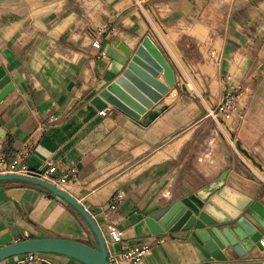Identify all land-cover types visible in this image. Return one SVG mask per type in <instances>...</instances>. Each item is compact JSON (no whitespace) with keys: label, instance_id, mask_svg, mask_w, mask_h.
Instances as JSON below:
<instances>
[{"label":"crops","instance_id":"0c3cea01","mask_svg":"<svg viewBox=\"0 0 264 264\" xmlns=\"http://www.w3.org/2000/svg\"><path fill=\"white\" fill-rule=\"evenodd\" d=\"M146 37L173 67L176 88L139 119L110 104L100 116L92 100L111 64L107 50L114 45L132 57ZM0 66L14 85L0 102V156L10 161L27 149L23 163L31 170L46 162L57 176L75 169L78 183L63 190L104 236L111 228L123 234L122 243L108 241L109 254L146 245V264H264L263 248L245 257L226 248V259L217 260L160 222L164 232L154 235L147 223L225 172L229 196L222 188L213 205L228 216L244 195L264 205V0H0ZM156 80L166 84L163 72ZM233 90L238 115L227 122L216 116L217 106ZM40 238L98 245L62 199L29 183L0 182V248ZM42 259L82 264L52 254Z\"/></svg>","mask_w":264,"mask_h":264},{"label":"water","instance_id":"95a60500","mask_svg":"<svg viewBox=\"0 0 264 264\" xmlns=\"http://www.w3.org/2000/svg\"><path fill=\"white\" fill-rule=\"evenodd\" d=\"M133 53L131 57L130 50L124 53L114 45L107 50L105 55L111 60V64L103 76V89L92 100V104L99 111L106 110L110 104L132 118L139 119L153 103L176 88L173 67L149 37L144 38ZM162 72L166 84L156 80ZM13 90L14 85L10 82L5 69L0 66V102ZM0 136H4L2 132ZM245 157L263 172L262 166L249 154L245 153ZM227 176L228 173L225 172L222 177L201 191L151 216L147 223L152 233L158 235L164 230L177 233L179 239L189 240L206 256L217 260L226 259L222 254L226 248L233 249L240 257L247 256L253 248L262 249L261 240L264 236L262 203L254 202L253 198L244 195V200L239 205L236 204L238 208L236 215L228 216L210 200L214 194L225 188ZM5 181H21L39 186L52 196L65 201L84 218L96 236L98 245L91 247L81 242L60 238L23 240L0 248V263L27 254H52L82 264H109L108 248L98 223L89 211L65 190L27 176H0V182ZM225 189L221 195L227 197L229 195ZM248 216L255 218L262 226V230L252 224ZM158 222L163 225L164 230Z\"/></svg>","mask_w":264,"mask_h":264},{"label":"built area","instance_id":"2783aa9c","mask_svg":"<svg viewBox=\"0 0 264 264\" xmlns=\"http://www.w3.org/2000/svg\"><path fill=\"white\" fill-rule=\"evenodd\" d=\"M92 46L100 49L101 42L96 40L92 43ZM214 55H216V52H214ZM237 111L238 96L233 90L228 92L218 104L216 116L218 117L221 115L220 118L222 120L232 122L236 120V115H238ZM99 115L105 117L107 116V111H100ZM27 152L28 150L25 149L22 153L18 154L10 161L6 160L3 156H0V176L19 175L33 177L46 181L60 189H63L64 185L68 183H78V175L75 169H72L69 173L63 176H57V167L52 162H46L44 166L37 170L29 169V167L23 163ZM122 197V195H118L115 199L113 198L111 200V203H116L117 200ZM104 239L106 245L108 241L113 243H122L123 234L121 231L111 228L108 235L104 236ZM148 250L149 248L146 245L130 246L126 244L122 247V250L119 253L109 254V264H146V254ZM18 258L19 259L15 262V264H41L43 262L42 254H27Z\"/></svg>","mask_w":264,"mask_h":264},{"label":"bare ground","instance_id":"6f19581e","mask_svg":"<svg viewBox=\"0 0 264 264\" xmlns=\"http://www.w3.org/2000/svg\"><path fill=\"white\" fill-rule=\"evenodd\" d=\"M130 43V42H129ZM133 45H134V43H133ZM176 55L177 56H180V53L176 50ZM210 69V72L212 73V71H213V68H209ZM185 85V87H187V85H188V83H185L184 84ZM190 86V85H189ZM186 91V90H185ZM211 144H212V142H211ZM161 157L160 158H162V157H164L165 155L164 154H162V155H160ZM203 158H206L205 160H207V161H211V156L210 155H207L206 157H203ZM202 161V160H201ZM222 207H224V208H228L229 209V207H226L225 206V204H223L221 201H219L218 202ZM230 210V209H229ZM234 213V215H236V213H237V211L236 212H233Z\"/></svg>","mask_w":264,"mask_h":264},{"label":"rangeland","instance_id":"374dc122","mask_svg":"<svg viewBox=\"0 0 264 264\" xmlns=\"http://www.w3.org/2000/svg\"><path fill=\"white\" fill-rule=\"evenodd\" d=\"M180 59H182L183 57H182V55L180 54V56H178ZM214 67V66H213ZM189 69V68H188ZM208 71L210 72V69H208ZM189 72H190V74H191V76L193 77V79H195L197 82H201V79H200V77L199 76H197L195 73H193L191 70H189ZM212 73H214V69H213V71H212ZM189 84V83H188ZM190 88V87H189ZM223 99V98H222ZM221 99V100H222ZM221 102V101H220ZM215 145H214V143H212L211 144V147H214Z\"/></svg>","mask_w":264,"mask_h":264}]
</instances>
